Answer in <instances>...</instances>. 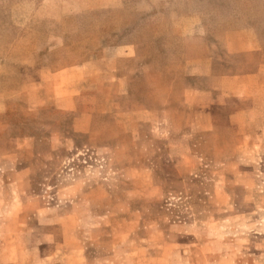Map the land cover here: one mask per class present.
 Masks as SVG:
<instances>
[{
    "label": "rangeland",
    "instance_id": "rangeland-1",
    "mask_svg": "<svg viewBox=\"0 0 264 264\" xmlns=\"http://www.w3.org/2000/svg\"><path fill=\"white\" fill-rule=\"evenodd\" d=\"M0 264H264V0H0Z\"/></svg>",
    "mask_w": 264,
    "mask_h": 264
},
{
    "label": "crops",
    "instance_id": "crops-1",
    "mask_svg": "<svg viewBox=\"0 0 264 264\" xmlns=\"http://www.w3.org/2000/svg\"><path fill=\"white\" fill-rule=\"evenodd\" d=\"M256 76H257V75L253 76V78L256 77ZM248 77L252 78L251 75L248 76ZM242 87H246V88H248V85H245V84H244V85L240 86L239 88H242ZM256 102H257V101H256V99H255V100L253 101V104H252V105H253V106H254V105H257Z\"/></svg>",
    "mask_w": 264,
    "mask_h": 264
}]
</instances>
